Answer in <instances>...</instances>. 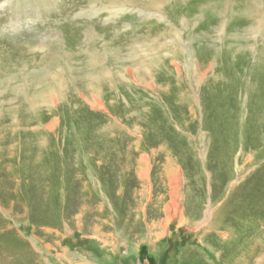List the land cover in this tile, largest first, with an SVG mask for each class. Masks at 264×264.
<instances>
[{"label": "rangeland", "instance_id": "374dc122", "mask_svg": "<svg viewBox=\"0 0 264 264\" xmlns=\"http://www.w3.org/2000/svg\"><path fill=\"white\" fill-rule=\"evenodd\" d=\"M93 1L0 0V264H264V123L190 68L264 63V0Z\"/></svg>", "mask_w": 264, "mask_h": 264}, {"label": "bare ground", "instance_id": "6f19581e", "mask_svg": "<svg viewBox=\"0 0 264 264\" xmlns=\"http://www.w3.org/2000/svg\"><path fill=\"white\" fill-rule=\"evenodd\" d=\"M103 1H105V0H94L93 1L94 2L93 3L94 6L92 5V7H90V10H92V12H94V11L97 12V10H99V12H100L101 8H103V6H101V4H103ZM110 1H114V0H110ZM138 1H139L138 4H139L140 8H142V10H147L146 7L148 6V10L147 11L154 10L157 13V15L160 16V17H163L164 13L167 12V11H168V13L169 12H173V11H171V10H173V8H177V7L180 8L181 7V9H182V6H177V7L168 6L167 7V4H165V3H167V0H122V3H121L120 6L124 5L125 3H128L130 6H132V3H135V2H138ZM185 1H187V0H185ZM204 1L206 3L208 2L207 0H204ZM243 1H245V0H243ZM96 3H98L97 8L100 7L99 9H96ZM219 3H220V1H219ZM175 4H179V3H177V1H176ZM198 4L199 3H197V4L194 3V5H198ZM214 5H218V4L215 3V4H213V6ZM254 5H255V11L252 13V15L245 14L244 16L241 17V19H243V21H247V20L250 19V17L253 16L254 18H256L257 31H259L264 26V13L260 14V10H259L260 6H258V4H256V2H254ZM219 7H222L221 9L225 12L226 8L224 6V3H223L222 6L220 5L217 8H219ZM202 8H204V7H202ZM202 8L200 7V9H202ZM208 8H209V6L206 7L207 10H208ZM206 9L204 8V10H206ZM113 10L117 11V7L113 8ZM211 10H213V9H211ZM248 10H250V9H248ZM213 11H215V10H213ZM156 13H154V14H156ZM210 13H212V11ZM18 22L19 21L15 17L14 24H12V29L13 30L17 29V27L19 25ZM185 23L186 22H184L183 20L180 21L181 25L182 24L184 25ZM170 25H171V23H170ZM184 26H186V24ZM208 26H209V24H208ZM209 27H207V28H209ZM173 31L177 32V30H173ZM205 31H207V30H205ZM199 33H200V31H199ZM163 34H164L163 32L162 33L156 32V33H154V35L150 33L148 36L145 35L147 40H144V41L141 40L140 43L150 42L151 41L150 40V36L160 40L162 38ZM180 37H179V35H175L172 38L173 42H171L170 40H167V38L165 37V41L168 42L167 47H169V51L171 52V53H169L170 54L169 56L172 57L171 60H169V62H170V65L172 66V70L178 76H180L182 66H181L180 62L177 60V55H182V53H185V50H183V48H182V50H179L180 47H178V44H176L178 42H175V41H178V39ZM131 45L132 46L133 45H137V42L136 41L132 42ZM131 45H130V47H131ZM174 45H177V48ZM231 48L232 47H229L228 45H225L222 53L218 56V54H214V52L211 50L209 45L204 44V46H202V49L199 50L200 52L197 53L198 57L200 58V61L196 57V59L193 61L192 66L190 67L191 70H192V74L193 75L195 73L197 74V77L199 79V83L202 80L206 79V82L203 84V88H204L203 91H204L205 98H210L211 97V103L212 104L210 103V105H213L214 107L216 105L218 107L220 106L219 107L220 110H218V112L221 111V110H226L224 107L221 106L222 103L227 102L229 100V101L232 102L231 104H233L235 102L234 100L240 98L241 94L244 93V90H245L246 93H248L247 94L248 97H247V101L241 107H243L246 110L253 111L255 113V115H257L258 122L264 123V63L258 62L257 64L254 65L253 69H251L249 71V67L246 68L247 66H245L247 64H245V62H246V60L244 59L245 56L241 55V53H242L241 50H239L237 52V53H240V54H238L236 56L232 52L233 50ZM196 52H197V50H196ZM4 54H6V52H4ZM16 56H18V55H16ZM260 56H264V53H263V55H258L257 56V58H258L257 60H259ZM217 58H219L218 62H216ZM220 58H221V60H220ZM233 60H235V61H233ZM204 61H207V62L203 63ZM198 62H201V63L205 64V66H206V67H204L205 69L202 72L197 70L198 69ZM240 66H242V67L239 68ZM215 67H217V68H215ZM244 69L246 70L245 73H244ZM164 70H167V71L170 72L169 68L168 69L164 68ZM128 71H132V69H128ZM253 73H254V75H253ZM169 75H170V73H169ZM157 76H158V78H160L161 81H164V80L166 81V80L170 79V76H168L166 78L165 74H163V73H159ZM187 78H189V74H188ZM95 80H97L96 81L97 83H99V82L103 83L102 79H96L95 78ZM199 83H196V87L197 88L199 86ZM218 91H220V92H218ZM215 92L216 93L218 92L217 94H219V95H216V97H215V94H213ZM215 98H217V99H215ZM18 103H20V102H18ZM208 105L209 104H206V107ZM15 108H17V106H14V109ZM234 109L235 110H239V107L236 105ZM175 197H173V201L175 203V208H176V202H175V199H174Z\"/></svg>", "mask_w": 264, "mask_h": 264}]
</instances>
